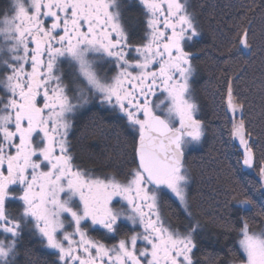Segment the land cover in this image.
Segmentation results:
<instances>
[{
  "label": "snow or ice",
  "instance_id": "obj_1",
  "mask_svg": "<svg viewBox=\"0 0 264 264\" xmlns=\"http://www.w3.org/2000/svg\"><path fill=\"white\" fill-rule=\"evenodd\" d=\"M134 7L135 28L122 0H10L0 14V264H18L26 234L51 264H202L197 252L208 225L190 203L186 165L205 138L198 61L219 52L216 59L231 67L239 53L249 62L259 55L264 65V0L239 6L225 45L198 50L202 27L192 0H134ZM238 78L222 81L221 136L238 143L229 172L240 177L225 194L237 212H250L256 193L264 201V154L257 160ZM89 106L128 137L132 166L122 177L74 152L76 121ZM165 199L185 223L170 222ZM236 234L232 260L264 264V219L255 230L243 219Z\"/></svg>",
  "mask_w": 264,
  "mask_h": 264
},
{
  "label": "trees",
  "instance_id": "obj_2",
  "mask_svg": "<svg viewBox=\"0 0 264 264\" xmlns=\"http://www.w3.org/2000/svg\"><path fill=\"white\" fill-rule=\"evenodd\" d=\"M248 2L249 0H192L203 37L196 49H211L213 44L220 47L225 45L231 39L228 29L235 13L241 4ZM135 23L137 22L132 25L135 26ZM212 56L211 59L201 57L198 61L201 71L194 85L201 106L199 118L205 125V138L202 147L189 151L186 156V165L193 177L189 200L193 210L208 225L207 238L201 242V251L197 252V258L202 264H217L219 260H225V264H236L239 262L233 261L232 255L238 247V222L247 218L250 226L254 230L258 229L261 219H264L261 216L264 212V207L261 206L264 201L256 193L254 198L257 206L250 212H237L231 197L225 194L230 179L240 177L238 174L233 177L229 172L230 166L234 168L236 163L237 147L228 142L226 133L221 136L226 108L222 81L226 74L239 77L234 81L235 92L245 102V119L253 132L256 157L260 160L264 154V88L260 86V80L264 79L261 75L264 65L261 64L259 55L249 62L247 55L237 53V61L231 67L225 65L222 59H216L219 52H213ZM77 143L80 154L88 161L106 164L111 169H117L121 160L130 158L125 136L118 132L115 125L99 120L96 116L90 117L81 128ZM255 175L252 173L246 179L250 181ZM219 216H223V220L217 224L211 223ZM25 258V264L40 263L31 253L26 254Z\"/></svg>",
  "mask_w": 264,
  "mask_h": 264
},
{
  "label": "flooded vegetation",
  "instance_id": "obj_3",
  "mask_svg": "<svg viewBox=\"0 0 264 264\" xmlns=\"http://www.w3.org/2000/svg\"><path fill=\"white\" fill-rule=\"evenodd\" d=\"M10 4V0H2L0 3V14L4 13L6 9H8ZM122 4L124 6V15L127 20V22H130V26L132 28H135L134 25H132L135 21L137 22V14H136V9L134 7V0H122ZM128 13V14H127ZM135 19V20H134ZM136 24V23H135ZM96 116L99 120L101 119L102 121L108 123V124H113L117 127L118 132L120 134H123L125 138L128 140L127 135L123 131V129L116 125L114 122L111 120L107 119L104 115V113L100 110H98L96 107H91L89 106L88 108L84 109L81 111L78 120L76 121V127L74 129V133L72 135V143L75 145L74 152L79 158V161L82 163L86 164L89 167H95L97 169H102L106 172H116L118 173L121 177L123 174L127 171L128 168L132 166L130 158H125L119 162V165H117V169H111L110 167H106V164H100L96 163L94 161H88L85 157H83L80 154L78 143L77 140L79 139V132L81 128L87 123V120H89L90 117ZM163 208L165 213L167 214L170 222L174 225H181L185 223L184 220V215L182 213V210L177 207V204L173 202L171 199H165L162 202ZM15 205L10 206V211L15 212ZM181 215L183 217L181 218ZM128 227H131V225H128L127 227L122 229L121 235L126 234L128 231ZM93 236H96V238H100L97 233H92ZM109 244L112 243V241H107ZM33 254L35 257H37L38 261H40L39 264H51V259L48 255L45 254V250L41 248V246L36 243V241L28 236L27 234L25 235L24 240L22 241L21 244V249H20V256L18 258V264H25L26 254ZM37 264V262L35 263Z\"/></svg>",
  "mask_w": 264,
  "mask_h": 264
},
{
  "label": "rangeland",
  "instance_id": "obj_4",
  "mask_svg": "<svg viewBox=\"0 0 264 264\" xmlns=\"http://www.w3.org/2000/svg\"><path fill=\"white\" fill-rule=\"evenodd\" d=\"M137 24V23H136ZM236 147H238V143L236 144ZM197 148H199V146H197ZM237 244H238V242H237ZM236 264H239V263H236Z\"/></svg>",
  "mask_w": 264,
  "mask_h": 264
}]
</instances>
